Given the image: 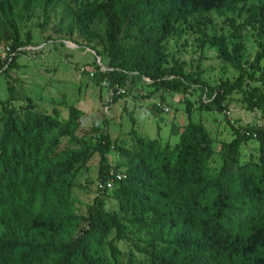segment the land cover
<instances>
[{
  "label": "trees",
  "instance_id": "1",
  "mask_svg": "<svg viewBox=\"0 0 264 264\" xmlns=\"http://www.w3.org/2000/svg\"><path fill=\"white\" fill-rule=\"evenodd\" d=\"M55 1L44 0L45 5ZM240 1L94 0L81 6L80 21L105 24L107 65L96 82L113 92L143 80L153 87L181 85L184 94L188 87L196 89L207 109L223 111L232 86L209 87L173 71L167 74L163 42L175 33V24L193 14L220 15ZM32 4L28 0L24 10ZM253 17L263 41L259 58H264V0H258ZM211 45L223 61L237 66L224 37H213ZM10 49L0 62V76L17 67L18 55L27 54L16 41ZM254 99L251 108L263 110L264 95L255 91ZM192 112L187 104L186 126L171 128L178 137L172 149L139 141L137 156L120 179L110 175V139L104 127L98 167L102 192L86 216H78L63 176L94 152L80 127L81 112L71 108L64 120L55 109L52 117H43L2 108L0 264H105L104 238L114 232L107 244L115 253L113 244L125 239L127 229H148L152 249L145 262L129 259L127 264H264V125L254 129L258 161L240 164L235 137L214 176L208 171V134L191 120ZM64 140L74 149H61ZM111 182L118 213L106 209L104 195Z\"/></svg>",
  "mask_w": 264,
  "mask_h": 264
},
{
  "label": "rangeland",
  "instance_id": "2",
  "mask_svg": "<svg viewBox=\"0 0 264 264\" xmlns=\"http://www.w3.org/2000/svg\"><path fill=\"white\" fill-rule=\"evenodd\" d=\"M92 1L56 0L45 5L44 0H33L24 10L28 0H0V62L10 55L13 41L27 52L16 57V68L0 76V112L14 108L21 115L52 117L55 109L64 120L71 108L82 114L80 127L94 152L63 176L76 215L86 216L102 192L98 167L104 127L110 139L108 163L121 178L137 156L139 141H153L169 149L177 144L171 128L186 126L187 104L193 109L191 120L208 134L211 175L218 174L221 156L235 137L240 141V164L258 161L259 143L245 135L264 125V109L251 108L254 92L264 95V58H259L263 41L253 17L258 0H241L233 11L220 15L193 14L175 24V33L163 42V71L167 74L173 71L209 87L232 86L223 111L207 109L196 89L188 87L184 94L181 85L153 87L148 80L135 81L131 89L117 96L97 83V73L107 65L105 24L97 19L89 26L78 17L80 7ZM213 37L225 38L237 66L219 57L211 45ZM2 130L0 123V134ZM60 148L74 149L66 140ZM113 187L111 182L104 195L106 209L118 213ZM114 237L111 232L104 238L105 264H127L129 259L143 263L149 258L148 229L125 230V239L114 242L112 253L107 243Z\"/></svg>",
  "mask_w": 264,
  "mask_h": 264
},
{
  "label": "built area",
  "instance_id": "3",
  "mask_svg": "<svg viewBox=\"0 0 264 264\" xmlns=\"http://www.w3.org/2000/svg\"><path fill=\"white\" fill-rule=\"evenodd\" d=\"M101 71H104V70L102 69ZM80 73H82V70L80 71ZM79 75H80L79 77H81V74H79ZM91 76H92V74H91ZM101 85H102V87L105 88V89L108 88L107 85H106V83H102ZM114 91H115V92L111 91V93H114L115 95L118 96V95H123V94H125L126 89L115 87V88H114ZM245 135H246L247 137H253V138H256L255 134L252 133V132H248V133H246ZM110 175H111V176H116L117 179H120V178H121L120 176L115 175V174L113 173L112 170L110 171Z\"/></svg>",
  "mask_w": 264,
  "mask_h": 264
}]
</instances>
